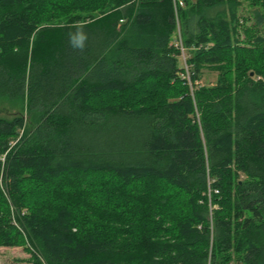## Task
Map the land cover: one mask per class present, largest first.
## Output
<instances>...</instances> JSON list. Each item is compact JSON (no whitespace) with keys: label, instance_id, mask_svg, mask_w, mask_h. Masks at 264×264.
<instances>
[{"label":"trees","instance_id":"16d2710c","mask_svg":"<svg viewBox=\"0 0 264 264\" xmlns=\"http://www.w3.org/2000/svg\"><path fill=\"white\" fill-rule=\"evenodd\" d=\"M174 1L0 0V99L31 117L0 118V247L264 264V0H181L190 80Z\"/></svg>","mask_w":264,"mask_h":264},{"label":"rangeland","instance_id":"374dc122","mask_svg":"<svg viewBox=\"0 0 264 264\" xmlns=\"http://www.w3.org/2000/svg\"><path fill=\"white\" fill-rule=\"evenodd\" d=\"M249 7H245L243 15L248 16ZM250 11V9H249ZM264 33V25L261 28ZM174 38V37H173ZM183 66V61H180ZM218 74L210 69H206L203 72L202 80L198 85L200 86H212L216 84ZM21 116L25 118L26 123H31V117L27 113L26 103H13L6 99H0V118L12 120L13 118ZM23 133V132H22ZM25 214H28L25 211ZM24 214V215H25ZM31 255L27 253L23 248H5L0 247V264H10L13 262H20L21 264H28L30 262Z\"/></svg>","mask_w":264,"mask_h":264},{"label":"built area","instance_id":"2783aa9c","mask_svg":"<svg viewBox=\"0 0 264 264\" xmlns=\"http://www.w3.org/2000/svg\"><path fill=\"white\" fill-rule=\"evenodd\" d=\"M174 5H175V13H176V19H177V30L175 32L172 45L176 49L181 51L180 60L183 61V66L182 67L187 73V76L183 75V77H185V78L190 80V76H189V69L190 68L188 66V60L190 58V50L188 48H186L185 44H184V40H183V36H182V30H181V25H180V22H179V13H178L180 8H184L185 7V4L181 0H175L174 1ZM24 214H25V212L23 213V215ZM230 264H239V263L231 262Z\"/></svg>","mask_w":264,"mask_h":264},{"label":"clouds","instance_id":"9594fccd","mask_svg":"<svg viewBox=\"0 0 264 264\" xmlns=\"http://www.w3.org/2000/svg\"><path fill=\"white\" fill-rule=\"evenodd\" d=\"M74 27H76V31L69 33L71 45L73 48L83 51L88 39L84 32V26L80 25L78 22Z\"/></svg>","mask_w":264,"mask_h":264},{"label":"water","instance_id":"95a60500","mask_svg":"<svg viewBox=\"0 0 264 264\" xmlns=\"http://www.w3.org/2000/svg\"><path fill=\"white\" fill-rule=\"evenodd\" d=\"M252 76H253V73H252Z\"/></svg>","mask_w":264,"mask_h":264}]
</instances>
